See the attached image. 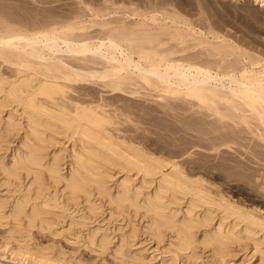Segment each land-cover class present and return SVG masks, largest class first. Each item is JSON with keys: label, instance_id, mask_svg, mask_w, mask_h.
Returning <instances> with one entry per match:
<instances>
[{"label": "bare ground", "instance_id": "1", "mask_svg": "<svg viewBox=\"0 0 264 264\" xmlns=\"http://www.w3.org/2000/svg\"><path fill=\"white\" fill-rule=\"evenodd\" d=\"M2 1L0 151L17 129L24 133L23 147L12 158L0 155V174L5 176L0 185L12 193L0 197V225L13 224L2 243L15 242L19 254L41 264H144L147 255L134 248L143 228L148 240L164 249L161 264H264V207L248 206L235 197L248 181L264 179L263 168L252 164L264 161V44L259 49L237 25L227 28V20L213 17L200 0H143V9L132 7L143 20L132 26L122 19L124 12L115 15L120 7L109 6L114 0H70L68 13L60 3V8L46 5L41 10L37 3L31 8ZM249 5L255 6L251 1ZM253 16L252 22L245 17L242 24L251 32L263 31L259 23L264 24V12L253 11ZM99 82L121 98L156 97L146 106L160 112L161 127L196 129L195 144L223 149L217 153L226 156L220 165L204 156L201 161L185 158L200 161L186 166L185 159L181 163L172 153L164 156L166 150L158 155L146 148V141L153 139L138 127L139 120L136 127L142 131L121 136L116 131L123 124L114 128L121 114L109 113L113 101L110 105L102 96L97 101L95 93L93 100L89 90L90 99L81 93L69 96L77 84ZM140 89L148 92L141 94ZM128 120H122L125 128H130ZM60 136L71 140L70 163L55 147ZM190 139L188 144L193 143ZM115 168L121 175L113 186ZM232 176L243 181L238 191L227 185ZM104 207L110 224L101 220ZM139 216L143 223H138ZM35 227L53 235L74 234L102 261L80 253L68 259L59 243L38 239ZM242 251L246 256L239 262ZM106 254L116 260L107 262Z\"/></svg>", "mask_w": 264, "mask_h": 264}, {"label": "rangeland", "instance_id": "2", "mask_svg": "<svg viewBox=\"0 0 264 264\" xmlns=\"http://www.w3.org/2000/svg\"><path fill=\"white\" fill-rule=\"evenodd\" d=\"M22 1V2H21ZM24 1V2H23ZM39 1V0H38ZM38 1H36V0H18V1H16V0H14L13 2H17L16 4H18L19 6H31V8L32 7H36V5H38L37 7H39V5H40V7H39V9H47V7H59L60 9H62V11H64V12H66V13H68V10L70 9V8H72V7H69L68 5H70L71 6V4H69V3H66V2H68V1H70V0H54L55 1V4H53L54 2H53V0H47V3H46V0H43V1H41L40 0V2H38ZM114 1H116L115 2V4H113V6H112V3L110 4L109 3V6L110 7H113V10H116L118 7H120V9L118 8V10H116L117 11V13L115 14L116 16L117 15H122L123 13L122 12H124L125 14H124V16L122 15L121 17H122V19H126L125 21L126 22H128V24L130 25V26H132L133 24H136L135 22H138L139 20H143L142 18V16H140V15H136V14H134V12H132V9L133 8H136V9H138L139 8V10L140 9H143V5H141V3L143 2V0H114ZM142 1V2H141ZM156 1V0H155ZM158 1V0H157ZM168 1H170V0H168ZM171 1H173V0H171ZM194 1V0H193ZM201 2H202V4H204V5H207L208 6V8L210 7V9L211 10H209V14H211L213 17H218V18H223V19H226L227 20V22L229 23L228 24V26H227V28H229V29H231V30H235V26L237 25V26H239V31H242V32H245L246 33V38H247V40L248 41H250L251 39H253V43H258V44H260V47H259V49H261L262 48V46H261V44H264V30L262 31V28L260 27V26H258V27H260V31H256V32H251V31H249L248 30V27L246 26V25H243L242 24V21H243V23H244V20H245V17L246 18H248V20L249 21H251L252 22V18H254V16H253V11H256V12H258L259 13V15H262L263 14V12H264V1L262 2V1H260V0H258V1H256V0H209V2H208V0H200ZM199 0H195V2H197V3H201ZM250 1H251V3H254L255 4V6H250L249 5V3H250ZM254 1V2H253ZM1 2H3L2 0H1ZM18 2H20L21 3V5H20V3H18ZM43 2V3H42ZM45 2V3H44ZM62 2H65V5H67L66 7H64V8H66V9H64L63 10V4H62ZM118 2H119V4H118ZM121 2V3H120ZM123 2V3H122ZM138 4H137V3ZM35 3H37V4H35ZM57 3L59 4V6L57 5ZM132 3V4H131ZM136 3V4H135ZM206 3V4H205ZM211 5H210V4ZM25 4V5H24ZM32 4V5H31ZM35 4V5H34ZM102 4V3H101ZM122 4V5H121ZM143 4V3H142ZM228 4H229V7H228ZM34 5V6H33ZM47 5V7H45ZM51 5V6H50ZM64 5V6H65ZM114 5H115V7H116V9H114L115 7H114ZM141 5V6H140ZM199 5V4H198ZM230 5H232L231 7H230ZM22 6V7H23ZM79 6V5H78ZM135 6V7H134ZM248 6H250V7H248ZM125 8V9H123V8ZM126 7H129V8H127L126 9ZM133 7V8H132ZM243 7H246V9L245 8H243ZM248 7V8H247ZM69 8V9H68ZM68 9V10H67ZM67 10V11H66ZM71 10V9H70ZM122 10H126V11H122ZM131 11L130 13H129V11ZM127 11H128V13H129V15H128V13H127ZM134 11V10H133ZM141 11H143V10H141ZM249 11V12H248ZM136 13V12H135ZM128 15V16H127ZM126 16H127V18H126ZM125 17V18H124ZM129 17V18H128ZM133 18H135V19H133ZM137 18V19H136ZM130 19H131V21H134V22H131L130 21ZM136 20H138V21H136ZM259 24H261L262 25V27L264 28V24H263V22H260ZM100 27V26H99ZM248 34V35H247ZM252 43V44H253ZM256 43H255V45H256ZM258 44L256 45V46H258ZM137 56V55H136ZM98 69H102V66L101 65H99V67H98ZM102 82V81H101ZM101 82H99L98 84H92V83H90V84H85V83H80V84H77L76 86V88H74L75 90H77L76 92L74 91L73 92V90L74 89H72V91L70 90V94H69V96L72 94V97H76L77 95L79 96V97H82V95H79V93H81V94H83V98L86 96V93H87V91L86 90H89V92H90V94H89V92L87 93V94H89L90 96H91V99L93 98V100L94 99H96L95 97H99V99H101V96L102 97H106V98H104V101L106 100V102H107V100H108V104H110L111 105V103H109V100H110V102H112V103H114V104H112V106H109L110 107V109H113V111L111 112L110 111V109L108 108V106H107V109L110 111L109 113L111 114V113H113V115L112 116H115V114L118 112L119 114H121L120 115V119L117 117V114H116V117L117 118H115L116 119V121L117 120H120L119 122H117L116 123V127L114 126V128H115V130L118 128V126L120 125V124H123V125H121V126H119V130L118 131H116V133H118L119 132V134H120V132L122 131V133L120 134L121 136L123 135V134H126V135H123V137L125 136V137H129L128 135L129 134H131L132 132V134L131 135H134V133H135V131L136 132H139L141 129H142V127H143V132H145V130H146V132L144 133L145 135L147 134V137H152V139H153V141L152 140H149V139H151V138H147L149 141H151V142H149L148 140L146 141L147 143H146V148L149 150V151H154V152H156L158 155H162L163 153H164V151H165V153H164V156H166L167 155V157H168V155L170 156L171 155V153L173 154V155H171L174 159H177L178 161L180 160V161H182V160H184L185 158H187V159H195V160H205L204 159V157L205 158H207V160H205L206 162H208V163H210V164H216L217 165V163L219 162H221V160L223 159V156H226V154L224 153V154H221V155H219L218 153L219 152H221L223 149H221V151H212L213 149H209V147L207 148V146H202V145H199V144H195L196 142V140H194L195 139V137H197V135L199 134V133H197V131L195 132V130H194V132H193V130L190 132V130L191 129H187V131L188 132H186V130L185 131H183V130H181L180 132L178 131V130H172V128L171 127H169L168 125L169 124H167L165 127H161V125L163 126V124H162V122H159L158 121V114H160V112L159 111H151L150 112V109H149V107H147L148 105H149V103L152 101V100H154V99H156V95H154V94H156V93H154L153 94V97H155V98H152V100H145V99H147V98H142L141 97V99H139L138 100V98H140V97H131V96H129V95H124V97L123 98H121L122 96H120L119 94H117V93H114V92H112V90H110L111 88H108V87H106V86H104ZM103 86H102V85ZM132 84H130L129 86L130 87H135V88H137L136 87V85H133V86H131ZM89 87H93V88H90L89 89ZM133 87V88H134ZM94 88H96V90L98 91L97 93H96V90L95 91H93L92 89H94ZM93 92H92V91ZM141 90V94H145V91L146 92H148L147 90H143V89H140ZM86 91V92H85ZM72 92V93H71ZM84 92H85V94H84ZM91 92H92V94H91ZM155 92V91H154ZM93 93H95V94H98V95H95L94 94V96L95 97H93ZM76 95V96H75ZM89 95H87L86 97H87V99H88V97H89ZM77 96V97H78ZM85 97V98H86ZM98 97H97V101L99 100L98 99ZM121 98V99H120ZM89 99H90V97H89ZM120 100V101H119ZM124 100V101H123ZM101 101V100H100ZM132 101H134V103H132ZM105 102V103H106ZM118 103V105H117V103ZM127 102H129V103H127ZM143 102V103H142ZM146 102V103H145ZM148 102V103H147ZM116 103V104H115ZM138 103V104H137ZM107 104V103H106ZM123 104V105H122ZM135 104V105H134ZM141 104V105H140ZM114 105L117 107H115L117 110H115L114 109ZM129 105V106H128ZM134 105V106H133ZM138 105V107L136 108L135 106H137ZM145 107L146 105V107H145V109H141L143 106ZM124 106V107H123ZM128 106V107H127ZM130 106H131V108H130ZM119 107L121 108V107H123L122 109H119ZM125 107H126V109H125ZM134 107V108H133ZM143 107V108H144ZM129 108V109H128ZM115 110V111H114ZM121 112H120V111ZM142 110H147V111H143L142 112ZM125 111V112H124ZM126 111H127V113L128 114H130L131 113V115H133V116H130L129 118H131L132 117V119H133V117H137V118H140L143 122L141 123V120L140 119H135L134 118V120H132V122H131V120L129 119H127L128 117V114H123V113H126ZM134 111V112H133ZM140 111V112H139ZM135 114H133V113ZM144 112H146L145 113V115L143 114ZM151 113V114H150ZM158 113V114H157ZM140 114H141V116H140ZM5 117H7V112L5 113ZM126 116V117H124V116ZM142 115H143V117H142ZM148 115V116H147ZM155 115V116H154ZM157 115V116H156ZM121 116H123V117H121ZM145 116V117H144ZM150 116V117H149ZM153 116V117H152ZM122 118V119H121ZM125 118V120L127 121L128 120V122H131V123H128V125L130 124V128H125V123H126V121H124L123 123H122V120ZM144 118V119H143ZM145 118H146V120H145ZM152 118H153V120H152ZM156 118H157V121H156ZM150 119V120H149ZM139 120V121H138ZM147 120L148 121H150V122H147ZM155 120V121H154ZM134 121H136L135 123H133ZM137 121L139 122V126L136 124L137 123ZM145 121H146V123H145ZM157 122V124H154V123H156ZM118 123H120V124H118ZM143 125H141V124ZM152 123L154 124V125H152ZM159 123V124H158ZM118 124V125H117ZM133 124H136V125H134L133 126ZM141 125V126H140ZM159 125V126H158ZM126 126H127V123H126ZM136 126H138V127H141V129L140 128H137ZM158 126V127H157ZM121 127V128H120ZM145 127V128H144ZM147 127V128H146ZM171 129H169V128ZM113 128V126L111 127V129ZM114 128L112 129L113 131H114ZM123 128V129H122ZM131 128H134L133 130L131 129ZM138 129V131L137 130H135V129ZM149 128V129H148ZM156 128V129H155ZM160 128H161V131H160ZM162 128H164V129H162ZM165 128H167V129H165ZM126 130H128V132L127 133H124V131ZM129 130H130V133H129ZM132 130V131H131ZM141 130V131H142ZM149 130V131H148ZM17 132H15V133H13L12 134V136H11V139L8 141V142H5V144H4V146L2 147V150L0 151V155L1 156H5L7 159H10V158H12V154L15 152V149H20V147H23V145H22V143H21V136L22 135H24V133H23V131L22 130H16ZM125 131V132H126ZM152 131V132H151ZM172 131V132H171ZM173 131L176 133L177 131L179 132V134L180 135H178V132L176 133L177 135H178V137H175L174 136V134L175 133H173ZM115 132V131H114ZM143 132L141 133V134H143ZM139 134V133H138ZM143 134V135H144ZM149 135V136H148ZM182 135V136H181ZM188 136V137H184V136ZM171 136L173 137V138H171ZM182 137H183V139H182ZM173 140L174 138V140H173V142H175V143H181V142H184V141H182V140H186L185 142H186V146H185V142H184V145H183V143H182V146H180L179 144H173L172 143V141H171V139ZM178 138V139H177ZM180 138H181V140H180ZM187 138H189V139H187ZM190 138H192V140L193 141H191V143L192 144H194V145H192V144H188L189 143V140H191ZM194 138V139H193ZM146 140V139H145ZM181 142H180V141ZM59 144L56 146L55 145V147L56 148H58L60 151H61V153L63 154V155H65L66 156V161L68 160V163H70V156L68 157L67 156V153H68V148H70V145H71V140H68V139H66L64 136H60V138H59ZM57 142V141H56ZM56 142H54V143H56ZM188 142V143H187ZM195 142V143H194ZM62 143H64V146H62L61 144ZM170 143H172L173 145H176V147H174L172 144H170ZM167 145L169 146V147H167ZM172 145V147H170ZM180 147H182V148H180ZM186 148V150L187 151H183V150H181V149H184V148ZM53 146L50 148V150H52V151H54L53 150ZM156 148L158 149V150H156ZM159 148H160V151H159ZM162 148V149H161ZM164 148V149H163ZM189 148V149H188ZM155 149V150H154ZM180 149V150H179ZM161 150H163V151H161ZM170 150H172V151H170ZM177 150H179V151H177ZM188 150H189V152H188ZM225 150V149H224ZM228 150V149H227ZM168 151H170V153L168 152ZM175 151H177L176 153H175ZM160 152H163V153H160ZM182 152V153H181ZM184 152V153H183ZM160 153V154H159ZM186 153V154H185ZM192 153V154H191ZM218 155H217V154ZM221 153H223V151L221 152ZM176 154V156H174ZM178 154H182V156H180V155H178ZM215 154V155H214ZM238 154V153H237ZM178 155V156H177ZM184 155V156H183ZM204 156V157H203ZM171 157V158H172ZM202 158V159H201ZM209 158H211V160H209ZM187 159H185V161L187 160ZM213 159V160H212ZM256 159V158H255ZM194 160V161H195ZM245 161H247V160H249L248 158H246V159H244ZM256 160H258V159H256ZM179 161V162H180ZM185 161H182L181 163H184ZM192 162V161H190L189 162V160L188 161H186L184 164L186 165V166H188V165H194L195 163H198L199 164V162L200 161H195V162ZM250 161V163L252 162L251 160H249ZM192 162V163H191ZM205 162V163H206ZM213 162H217V163H213ZM189 163V164H188ZM194 163V164H193ZM204 163V162H203ZM203 163H200V164H203ZM218 163V164H219ZM188 164V165H187ZM252 164L253 165H255V166H258V167H262L263 168V170H262V172H264V161H260L259 163L258 162H252ZM196 165V164H195ZM220 165V164H219ZM219 165H218V167H219ZM66 170L68 169L67 168V163H66ZM225 172H227V171H225ZM112 173H113V179L111 180V185H113V186H115V184H116V179L118 178V177H120V173H119V169L118 168H115V170L114 171H112ZM4 175L3 174H0V184L1 183H3V181H4ZM231 178V179H230ZM234 178V179H233ZM257 178V179H256ZM255 178V180H254V178H253V180H251L252 182L250 183L249 181H248V183L249 184H246V185H248V186H244L243 187V184H242V182L243 181H236L235 180V177L234 176H232V177H229V179H228V181H229V183L227 184V185H229V186H232L233 188H235V190L234 191H238V188L240 189V188H242L243 190H241V192L240 193H235L236 194V199H238L239 200V202L240 203H246L248 206H252V204L254 203H257V204H255V205H259V206H261V207H264V204H263V202H261V201H264V192H262V191H264V190H262L263 189V187H261V188H259L260 186H264V185H261V184H263V182H264V179L263 178H258V176ZM259 179H262V183L260 184V182H258V181H256V180H259ZM24 180H26L25 178H24ZM254 181L255 182H258V183H254ZM24 182H26L27 183V180L26 181H24ZM253 183V186L252 185H250V184H252ZM254 184H255V186H254ZM259 185V187H257ZM251 187V188H250ZM253 187V188H252ZM257 188V190H255ZM253 190L254 191H256V192H253ZM260 190V191H259ZM253 192V193H252ZM262 192V193H261ZM255 193H257V194H255ZM252 194V195H251ZM11 195H12V193L7 189V186H5V185H0V197H2V198H6V197H8V198H10L11 197ZM261 195V196H260ZM251 196H256V202L254 201V197H251ZM260 197H262L261 199H263V200H261L260 199ZM252 202H251V201ZM257 200H260V201H257ZM250 203H251V205H250ZM104 213H105V217L104 218H106L105 220H104V218L102 217L101 218V220H102V222H105V224H110V216L108 215V210L106 209V207H104ZM116 217V216H115ZM137 221H138V223H143V218L142 217H138L137 218ZM7 221H4V223H6ZM12 223H10V224H1L0 225V264H41V262H34V260L31 258V257H28V254H25V255H21V254H19V250L17 251L16 250V247L14 246V243L15 242H13V243H11V244H9V245H4L3 243H2V241H4V239L8 236V233H9V230L12 228ZM66 226H67V224H66ZM113 229H115V227H113ZM143 228H141V230L139 231V234H140V236L137 238V240H136V245H135V247L134 248H136V249H143V252L147 255L146 256V258H145V260H144V264H161V257L163 256V251H164V249L163 250H158L157 249V247H158V244L153 240V241H151V240H148V238H151L150 237V235H148L147 233H145L144 232V230H142ZM33 233H35V235L37 236V238L38 239H40L41 241H43L44 242V244H46V243H49V242H54V241H56L57 243H59V245L63 248V250L67 253V257H68V259H71L72 258V255L74 254V255H77L78 253H80V254H82L84 257H87L88 259H90V260H93V259H95V260H97V262H101L102 260H101V258L100 257H98V252L97 251H92L91 249H89V248H87L85 245H83V244H81L80 242H78L77 240H78V238L74 235V234H66V232H61V234H56V235H53V234H49L47 231H43V230H39V228L38 227H35L34 229H33ZM116 234V241H118V239H119V237H118V235H119V232H116L115 233ZM160 246H163V245H160ZM107 256H106V261L108 262V261H113V260H116V259H114V257L111 255V254H106ZM154 256H158L159 258L158 259H154ZM246 256V254H245V251H242V252H240V254L238 255V261L239 262H241V260L244 258ZM236 258V259H237ZM256 260V258H254L253 259V261H255ZM119 261V260H118ZM205 261V263H206V261L207 260H204ZM135 262H137V261H135ZM141 262H143L142 260H141ZM199 262H201V259L199 260ZM133 263V262H132ZM178 264H188L187 262H185V260H179V262H178Z\"/></svg>", "mask_w": 264, "mask_h": 264}]
</instances>
